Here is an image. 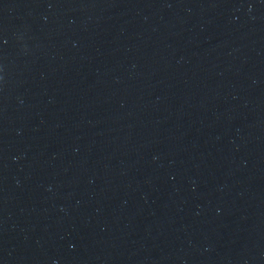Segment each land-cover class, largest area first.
<instances>
[{
	"label": "water",
	"instance_id": "95a60500",
	"mask_svg": "<svg viewBox=\"0 0 264 264\" xmlns=\"http://www.w3.org/2000/svg\"><path fill=\"white\" fill-rule=\"evenodd\" d=\"M0 264H264V0H0Z\"/></svg>",
	"mask_w": 264,
	"mask_h": 264
}]
</instances>
